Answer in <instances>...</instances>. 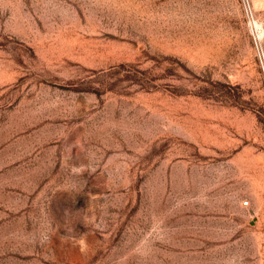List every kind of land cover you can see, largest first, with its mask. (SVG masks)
<instances>
[{
  "label": "rangeland",
  "instance_id": "1",
  "mask_svg": "<svg viewBox=\"0 0 264 264\" xmlns=\"http://www.w3.org/2000/svg\"><path fill=\"white\" fill-rule=\"evenodd\" d=\"M251 3L0 0V264H264Z\"/></svg>",
  "mask_w": 264,
  "mask_h": 264
},
{
  "label": "built area",
  "instance_id": "2",
  "mask_svg": "<svg viewBox=\"0 0 264 264\" xmlns=\"http://www.w3.org/2000/svg\"><path fill=\"white\" fill-rule=\"evenodd\" d=\"M242 3H243L244 9H245L246 13L248 14V16H250V18L254 20V12H253L251 0H242ZM256 28H257V31H256V34L254 35L255 44H256V48L259 52V55L261 58V63H262V68L264 71V47H263V44L261 42L262 31L259 30L260 28L257 26V23H256ZM246 203H247V201H246Z\"/></svg>",
  "mask_w": 264,
  "mask_h": 264
}]
</instances>
